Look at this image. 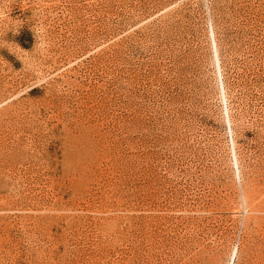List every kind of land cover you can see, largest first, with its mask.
I'll use <instances>...</instances> for the list:
<instances>
[{
  "label": "rangeland",
  "instance_id": "obj_1",
  "mask_svg": "<svg viewBox=\"0 0 264 264\" xmlns=\"http://www.w3.org/2000/svg\"><path fill=\"white\" fill-rule=\"evenodd\" d=\"M0 264H264V0H0Z\"/></svg>",
  "mask_w": 264,
  "mask_h": 264
}]
</instances>
